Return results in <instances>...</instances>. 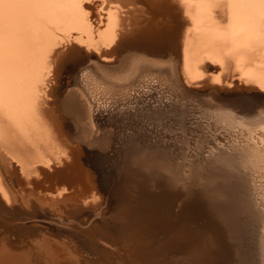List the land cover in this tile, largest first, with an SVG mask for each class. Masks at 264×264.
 Returning a JSON list of instances; mask_svg holds the SVG:
<instances>
[{
	"label": "rangeland",
	"instance_id": "obj_1",
	"mask_svg": "<svg viewBox=\"0 0 264 264\" xmlns=\"http://www.w3.org/2000/svg\"><path fill=\"white\" fill-rule=\"evenodd\" d=\"M168 1L178 23L173 28L166 19L162 32L170 45L164 49L153 55L127 49L101 69L98 55L88 57L80 46L79 62L68 61L57 72L46 68L57 97L76 91L91 107L81 120L62 117L76 147L75 159L66 161L92 177L69 188L74 193L68 189L69 206L44 207L64 231L55 233L47 221L25 213L18 221L38 220L36 230L66 241L81 252L83 264H264V95L238 89L250 86L246 74L230 91L220 88V62L212 58H206L210 66L183 73L191 19L180 1ZM94 5L84 2L87 11ZM68 48L59 46L63 53ZM117 72L130 75L111 77ZM49 101L54 105L52 96ZM54 181L45 184L51 190L64 185ZM36 230L21 227L10 237L28 244Z\"/></svg>",
	"mask_w": 264,
	"mask_h": 264
},
{
	"label": "bare ground",
	"instance_id": "obj_2",
	"mask_svg": "<svg viewBox=\"0 0 264 264\" xmlns=\"http://www.w3.org/2000/svg\"><path fill=\"white\" fill-rule=\"evenodd\" d=\"M85 1L0 0V264L84 263L81 252L72 250L66 241L36 230V222L40 220L47 221L48 224L43 222L45 227L55 233L64 231L52 224L58 226L60 218L44 207L57 211L69 206L68 189L85 178L91 181V175L88 177L84 170L76 169L73 161L67 162L75 159L76 147L72 144L70 127L62 117L68 113L81 120L91 107L76 91L57 97L54 88L48 87L46 68L52 65L57 72L64 63L78 61L82 57L80 46L85 48L86 56L98 55L96 66L101 69L114 63L127 49L153 55L170 45L166 40L168 36L163 33L166 19L177 28L176 12H172L168 0H94L91 11L84 8ZM178 1L184 6V14L190 17L192 26V29L187 28L183 38V73L195 72L202 64L210 66L212 63L206 58H212L220 62L221 77L216 81L220 88L235 86L246 74L244 83L250 86L238 89L264 95V0ZM192 3L194 9L191 10ZM138 4L150 8L148 11L152 9L154 15ZM136 11L143 13L136 17ZM207 11H211V15ZM63 42L69 45L65 53L59 49ZM136 61L138 65V59ZM131 64L130 68L134 63ZM88 71L81 78L85 79ZM117 74L110 76L126 75ZM51 96L54 105L50 104ZM84 133L83 129L82 136ZM88 143H91L90 138ZM54 180L64 185L51 190L54 184L52 186L50 181ZM48 182L50 188L45 184ZM23 213L30 220H38L28 225L21 223L18 219H25ZM53 215L58 219L51 217ZM21 227L37 231L28 244L17 235L15 239L10 237L13 230L19 231Z\"/></svg>",
	"mask_w": 264,
	"mask_h": 264
}]
</instances>
